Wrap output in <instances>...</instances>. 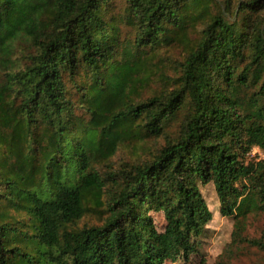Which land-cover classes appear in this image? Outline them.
Returning a JSON list of instances; mask_svg holds the SVG:
<instances>
[{"label": "trees", "instance_id": "1", "mask_svg": "<svg viewBox=\"0 0 264 264\" xmlns=\"http://www.w3.org/2000/svg\"><path fill=\"white\" fill-rule=\"evenodd\" d=\"M121 1L0 0V264H190L208 184L232 241L264 211V0ZM173 43L167 75L150 59Z\"/></svg>", "mask_w": 264, "mask_h": 264}, {"label": "rangeland", "instance_id": "2", "mask_svg": "<svg viewBox=\"0 0 264 264\" xmlns=\"http://www.w3.org/2000/svg\"><path fill=\"white\" fill-rule=\"evenodd\" d=\"M115 13L120 15L125 13V4L121 0H115ZM124 37L132 40L134 37V28L128 24L121 25ZM32 48L26 41H18L15 44L11 55V68L17 69L28 59ZM151 65L159 69L161 73L172 75L174 73L173 61L179 60L183 52L180 47L173 43L162 44L153 49ZM4 69L0 67V79H4ZM156 87L162 86L158 81L154 83ZM173 124L171 129L175 130ZM162 139H148L143 143H138L136 147L121 148L112 157L114 165H123L126 162L143 159L147 151L155 148L156 143H162ZM263 157V154L257 148H253L247 155V162H254ZM202 194L207 201L208 209L212 212V219L206 225L207 233L203 238V247L201 255L193 254L188 259L190 264H264V251L255 242L264 243V211L252 212L241 222L240 236L232 241V232L234 224L232 218L221 216L218 212V204L212 184L202 188ZM152 218L155 227L161 230L164 225V217L161 212L150 211L148 213ZM94 215L84 216L79 224L96 223ZM172 264V263H167Z\"/></svg>", "mask_w": 264, "mask_h": 264}]
</instances>
